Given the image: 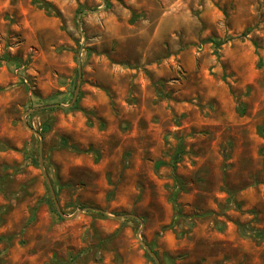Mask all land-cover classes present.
Segmentation results:
<instances>
[{
  "label": "rangeland",
  "instance_id": "obj_1",
  "mask_svg": "<svg viewBox=\"0 0 264 264\" xmlns=\"http://www.w3.org/2000/svg\"><path fill=\"white\" fill-rule=\"evenodd\" d=\"M106 4L0 0V264H264V0Z\"/></svg>",
  "mask_w": 264,
  "mask_h": 264
},
{
  "label": "water",
  "instance_id": "obj_2",
  "mask_svg": "<svg viewBox=\"0 0 264 264\" xmlns=\"http://www.w3.org/2000/svg\"><path fill=\"white\" fill-rule=\"evenodd\" d=\"M103 1V7L105 8L106 7V0H102ZM101 10V8H98L97 10H84V11H82L81 12V15H85V14H87V13H89V12H98V11H100ZM79 28H80V30H81V21H80V18H79ZM83 34V36L85 37V34L84 33H82ZM78 64H79V82L81 81V78H82V70H81V67H82V63H81V55H79V57H78ZM79 90H80V84L77 86V90H76V93H75V96H74V98H73V100H72V103H71V105H73L74 103H75V101L77 100V97H78V93H79ZM52 106H55V107H57V106H61V104H55V105H52ZM41 147H42V143H41ZM42 167H43V165H42ZM44 173H45V176L47 177V173L44 171ZM48 178V177H47ZM49 184H50V188H51V192H52V195H53V198H54V200L56 201V203H57V206H58V209H59V212H60V214L63 216V214H62V212L60 211V207H59V205H58V202H57V199H56V194H55V191H54V189H53V186H52V184H51V182L49 181ZM92 209V208H91ZM98 211H100V212H102V213H105L103 210H98ZM126 217H134V218H137L135 215H129V214H126L125 215ZM119 217V216H118ZM139 219V218H138ZM140 241H141V239H140ZM141 243L143 244V246L145 247V249L151 254V256L155 259V261L157 262V264H160V261H159V258H158V256L155 254V252H153V250L150 248V246L148 245V244H146L144 241H141Z\"/></svg>",
  "mask_w": 264,
  "mask_h": 264
},
{
  "label": "trees",
  "instance_id": "obj_3",
  "mask_svg": "<svg viewBox=\"0 0 264 264\" xmlns=\"http://www.w3.org/2000/svg\"><path fill=\"white\" fill-rule=\"evenodd\" d=\"M43 5H44L45 7H50L49 4H47V3H44Z\"/></svg>",
  "mask_w": 264,
  "mask_h": 264
}]
</instances>
